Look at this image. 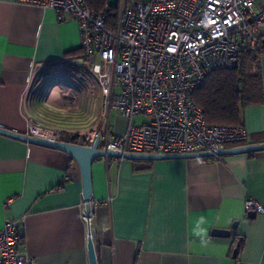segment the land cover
<instances>
[{"label":"crops","instance_id":"crops-1","mask_svg":"<svg viewBox=\"0 0 264 264\" xmlns=\"http://www.w3.org/2000/svg\"><path fill=\"white\" fill-rule=\"evenodd\" d=\"M121 1L128 7L146 0ZM256 10L264 12V0ZM255 36L264 39V24ZM81 56L80 26L70 14L0 0V128L25 134L27 114L43 117L39 95H27L34 73L59 67L65 73ZM259 68L264 98L263 50ZM93 122L83 131L100 119ZM129 125L111 112L98 130L112 136ZM241 125L245 145L264 143V100L241 109ZM64 132L68 138L78 133ZM91 177L97 264H264V151L207 159L101 158ZM247 200L263 212L249 219ZM84 210L80 170L70 156L0 135V230L5 220H22L21 251L37 264H90ZM214 229L230 236H212Z\"/></svg>","mask_w":264,"mask_h":264},{"label":"built area","instance_id":"built-area-1","mask_svg":"<svg viewBox=\"0 0 264 264\" xmlns=\"http://www.w3.org/2000/svg\"><path fill=\"white\" fill-rule=\"evenodd\" d=\"M17 1L53 10L58 17L70 14L81 30L82 56L69 63L65 75L46 77L41 101L51 93L55 107L75 110L81 84L93 79L101 94L99 123L113 111L130 123L124 133L112 136L99 131L98 123L92 136L89 131L76 133L75 144L91 146L99 140V148L109 152L163 155L245 146V128L207 125L193 94L214 70L237 66L240 46L261 50L255 36V29L264 24V12L256 10L259 0H146L128 7L121 1L119 11L107 0L99 12L90 10L85 0ZM140 116L146 121L132 124ZM25 134L72 143L40 116L26 115ZM244 208L247 213L263 212L254 200L245 201ZM82 217L89 239L94 213L86 215L84 210ZM23 238L22 220H5L0 264H37L19 249Z\"/></svg>","mask_w":264,"mask_h":264},{"label":"trees","instance_id":"trees-1","mask_svg":"<svg viewBox=\"0 0 264 264\" xmlns=\"http://www.w3.org/2000/svg\"><path fill=\"white\" fill-rule=\"evenodd\" d=\"M106 1L85 0L88 8L94 12H99ZM113 20L112 15L109 21ZM261 53L262 47L261 50L251 51L245 46H240L237 66L232 69L214 70L195 91L193 100L202 110L207 125H241V109L263 102L259 68ZM73 71L80 74L79 70ZM69 139L70 142L79 144L77 135H72ZM238 249L239 246L235 248L237 252Z\"/></svg>","mask_w":264,"mask_h":264},{"label":"water","instance_id":"water-1","mask_svg":"<svg viewBox=\"0 0 264 264\" xmlns=\"http://www.w3.org/2000/svg\"><path fill=\"white\" fill-rule=\"evenodd\" d=\"M262 50L264 51V39L261 41ZM94 57L90 58V62L93 63ZM0 135L25 142L27 144L40 146L48 149L57 150L63 152L70 156L77 164L80 170L81 184H82V198L85 207L86 215L89 214V205L92 198V177H91V167L94 161L101 158L108 159H122L130 161H157L162 159H207L213 157H223L227 155L234 154H246L257 151H264V143L262 144H252L245 145L233 148H224L220 149L214 153H196V154H180V155H163V154H119L114 152L105 151L99 148V140L91 146H83L75 143L61 142V141H52L47 139H42L38 137L27 136L26 134L15 133L3 128H0ZM256 213L250 212L247 214L249 219H253ZM237 222L232 224V229H235ZM212 236L215 237H229L230 231L214 229L211 232ZM95 233L92 232L91 238L88 239L87 249H88V258L90 264H97L94 246H93V237ZM234 257L237 256V251L235 250Z\"/></svg>","mask_w":264,"mask_h":264},{"label":"rangeland","instance_id":"rangeland-1","mask_svg":"<svg viewBox=\"0 0 264 264\" xmlns=\"http://www.w3.org/2000/svg\"><path fill=\"white\" fill-rule=\"evenodd\" d=\"M109 2L111 7H113L117 11L121 9L120 0H109ZM63 68L64 67L56 68L50 73H46L43 75L36 74L33 77L32 84L27 92L28 97L29 95H33L36 93L39 95L41 100L45 89V86L43 85H47L46 82H44L46 80V77L52 74L65 75L64 71H62ZM55 84V80H53V85ZM79 91L80 99L78 101V107L75 110H66L62 107L59 108L58 106L55 107L50 103L51 93H49L48 99H46L44 102L41 101L40 114L43 116L42 118L54 128L61 131L70 130L73 132H82L83 130H85V128L92 129V125H94L92 124V122L94 120L96 121L97 119H100L101 117V94L99 87L97 83L93 81V79H91L89 84H81ZM118 92L119 89L117 88L116 94ZM26 111L29 112V109L27 108ZM48 113H52L54 114V116L49 118L46 115ZM144 121H146V117L140 116L134 118L132 123L134 125H137L143 123Z\"/></svg>","mask_w":264,"mask_h":264},{"label":"bare ground","instance_id":"bare-ground-1","mask_svg":"<svg viewBox=\"0 0 264 264\" xmlns=\"http://www.w3.org/2000/svg\"><path fill=\"white\" fill-rule=\"evenodd\" d=\"M57 86H54L56 88ZM94 134V130L89 131V135L92 136Z\"/></svg>","mask_w":264,"mask_h":264}]
</instances>
